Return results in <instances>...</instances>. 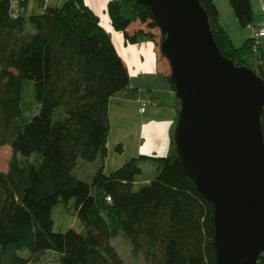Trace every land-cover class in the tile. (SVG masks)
<instances>
[{
    "label": "trees",
    "instance_id": "obj_1",
    "mask_svg": "<svg viewBox=\"0 0 264 264\" xmlns=\"http://www.w3.org/2000/svg\"><path fill=\"white\" fill-rule=\"evenodd\" d=\"M199 1L221 53L252 69L251 39L235 47L218 24L214 1ZM229 3L239 25L249 26L250 0ZM43 8L15 19L9 0H0V146L12 150L8 171L0 172V264H23L17 256L22 250L31 257L55 251L62 264H125L111 244L119 235L147 264H214V208L175 154V123L165 157L139 155L109 173L101 165L91 182L73 175L79 159L107 155L110 99L123 92L134 98L136 89L129 87L110 34L84 0ZM106 11L125 42L157 44L158 26L147 5L110 0ZM158 54L174 91L169 61ZM261 128L264 141V114ZM144 159L156 164V175L135 189ZM70 200L84 232L54 233L51 209ZM256 264H264V251Z\"/></svg>",
    "mask_w": 264,
    "mask_h": 264
},
{
    "label": "water",
    "instance_id": "obj_2",
    "mask_svg": "<svg viewBox=\"0 0 264 264\" xmlns=\"http://www.w3.org/2000/svg\"><path fill=\"white\" fill-rule=\"evenodd\" d=\"M160 31L180 102L175 154L214 208V264H256L264 251V80L225 57L199 0H135Z\"/></svg>",
    "mask_w": 264,
    "mask_h": 264
},
{
    "label": "crops",
    "instance_id": "obj_3",
    "mask_svg": "<svg viewBox=\"0 0 264 264\" xmlns=\"http://www.w3.org/2000/svg\"><path fill=\"white\" fill-rule=\"evenodd\" d=\"M28 1L20 0L19 12L21 11V15H23L22 11L26 9ZM64 1L57 0L59 3L56 6H59ZM108 1L110 0H84L85 4L100 18V24L103 29L110 34L117 53L127 66L130 78L129 87L136 89L134 98H128L126 92H123L112 97L110 102L111 100L120 101L121 103H118L119 108L131 103L140 106L142 103L140 94L146 92L151 100L149 111L147 112L146 110L141 118L136 122L134 121L135 125L133 127L125 129L124 134L129 137L132 134L136 135L137 156L165 157L170 152L171 132L178 114L176 98H173L174 91L166 79L167 75L159 68L155 44L147 40L137 44H129L125 42L121 32L113 29L106 11ZM213 1L218 9L219 26L228 33L237 48L242 47L247 40L251 39L253 31L264 24V13H261L263 17L257 21V11L252 23L241 31L229 0ZM41 2L42 8L49 6L48 0H41ZM250 3L252 12H255L254 4L258 5L262 11L264 0H250ZM102 18L106 19V24H104ZM262 44L264 45V38L260 41V48H262ZM143 76L149 77V79L137 85L132 84L131 79ZM126 102L129 104H123ZM141 107L138 108L139 111H141Z\"/></svg>",
    "mask_w": 264,
    "mask_h": 264
},
{
    "label": "rangeland",
    "instance_id": "obj_4",
    "mask_svg": "<svg viewBox=\"0 0 264 264\" xmlns=\"http://www.w3.org/2000/svg\"><path fill=\"white\" fill-rule=\"evenodd\" d=\"M20 2V0H17ZM49 6L58 5L57 0H48ZM61 1V0H60ZM42 2L41 0H29L28 5L25 10L22 11L23 15L30 14H39L42 12ZM255 12H253V18L257 12V21L260 20L261 13H264V6L259 9L258 5L254 4ZM234 12V11H233ZM21 15V11L19 12ZM235 15V13H234ZM236 17V16H235ZM102 20L106 21V19L102 18ZM241 27V26H240ZM245 29V27H241ZM155 48L159 52L158 57L162 54L159 51V38L160 32L158 29H154ZM238 41V40H237ZM261 41V39H260ZM263 41V40H262ZM255 47L257 45H254ZM263 49V50H262ZM263 53H262V52ZM161 54V55H160ZM163 56V55H162ZM164 57V56H163ZM252 69L256 72L257 75H262L264 77V45L262 44V48L250 52V55L247 60ZM149 77H139L131 79L133 85H137L140 82H145ZM27 87H32V82L27 81ZM170 85V83H169ZM142 96V103L145 104L144 111H139L138 108L141 107L142 103L139 105H135L131 103L130 105H126L123 108L118 107V103H121L117 100H111L108 111V121H109V131L107 136V155L104 159L98 157L93 162H87L79 159L75 168L73 169V175L86 182H91L92 177L96 170L102 165L103 171L105 173H109L121 167L124 163L129 161L131 158L137 157L136 155V135L132 134L130 137L124 134V130L127 128L133 127L134 121L136 122L144 112H147L150 109L151 100L148 98L147 93L143 92L140 94ZM173 98H175V94L173 92ZM27 100L31 102L32 107H35V101L27 97ZM176 102V107L178 109V102ZM129 104V103H123ZM31 107V108H32ZM141 112V113H140ZM37 110H33L31 116L36 114ZM12 155V150L9 145L0 146V172L6 173L8 171L10 159ZM141 173L136 176L135 181V189L139 188L144 183L149 182L156 175V164L150 159H144L140 162ZM74 201L70 200L67 205L62 202L57 203L51 209V219L53 222L52 230L54 233H64L69 229H72L76 232L83 233L84 226L78 220L75 215ZM111 244L114 246L116 251L118 252L120 258L123 260L125 264H147L141 255L135 256L132 252L131 246L128 242L124 240L122 236H117L112 239ZM17 256L21 259H24L23 264H62L59 261V254L52 250H47L37 257H31L30 253L26 250L17 251Z\"/></svg>",
    "mask_w": 264,
    "mask_h": 264
},
{
    "label": "built area",
    "instance_id": "obj_5",
    "mask_svg": "<svg viewBox=\"0 0 264 264\" xmlns=\"http://www.w3.org/2000/svg\"><path fill=\"white\" fill-rule=\"evenodd\" d=\"M10 2V15L12 18L19 16V2L17 0H9ZM264 38V24L255 29L251 35V49L252 52L259 49L260 39ZM254 45H257L256 47ZM145 104H142L141 111H144ZM264 114V112H263Z\"/></svg>",
    "mask_w": 264,
    "mask_h": 264
},
{
    "label": "bare ground",
    "instance_id": "obj_6",
    "mask_svg": "<svg viewBox=\"0 0 264 264\" xmlns=\"http://www.w3.org/2000/svg\"><path fill=\"white\" fill-rule=\"evenodd\" d=\"M104 22V24H106V21H103Z\"/></svg>",
    "mask_w": 264,
    "mask_h": 264
}]
</instances>
